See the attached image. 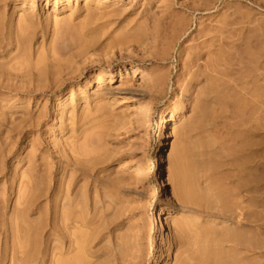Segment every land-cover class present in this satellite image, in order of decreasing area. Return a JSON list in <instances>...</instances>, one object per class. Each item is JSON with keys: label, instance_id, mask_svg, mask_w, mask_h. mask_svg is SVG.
<instances>
[{"label": "rangeland", "instance_id": "obj_1", "mask_svg": "<svg viewBox=\"0 0 264 264\" xmlns=\"http://www.w3.org/2000/svg\"><path fill=\"white\" fill-rule=\"evenodd\" d=\"M76 205L87 264H264V0H0V264Z\"/></svg>", "mask_w": 264, "mask_h": 264}, {"label": "bare ground", "instance_id": "obj_2", "mask_svg": "<svg viewBox=\"0 0 264 264\" xmlns=\"http://www.w3.org/2000/svg\"><path fill=\"white\" fill-rule=\"evenodd\" d=\"M217 32V31H216ZM219 32V31H218ZM222 32V31H221ZM223 33V32H222ZM207 34V33H206ZM216 34V33H215ZM214 34V35H215ZM220 35V34H219ZM223 35V34H222ZM216 36V35H215ZM216 37H218V36H216ZM210 50V49H209ZM208 50V52H210ZM223 49H221L220 51H222ZM225 50V49H224ZM220 51H218V53L220 52ZM225 51H227V49L225 50ZM229 51L230 50H228L226 53H224V52H221L223 55H226L227 53H229ZM201 52H203V50L201 51ZM201 52H200V54H201ZM212 52V51H211ZM199 54V53H198ZM230 54H232V55H234L233 54V52L231 51L229 54H227L226 56H228L227 57V59L229 58V61L230 60H232L231 59V57L232 56H230L229 57V55ZM218 55H220V53L218 54ZM217 55V57H216V61L213 63V64H215V67H216V62H217V58H219L220 59V56L221 57H223V60H224V57L226 58V56H222V55H220V56H218ZM234 57V56H233ZM222 59V58H221ZM222 60V61H223ZM219 62H217L218 64H221V62H220V60H218ZM137 71H138V69H136ZM162 148H163V143H161V145H160V149L162 150ZM85 158H84V160H85V162H89L90 160H91V157H89V153L88 152H85V153H83L82 154ZM96 167V166H95ZM94 167V170L96 169ZM78 169H79V174H78V176L76 177V178H78L79 176H84L85 174H87L86 173V169L85 168H80V167H78ZM251 171V170H250ZM39 196V195H38ZM37 197V196H36ZM37 199H39V198H37ZM64 205H66V202H65V204ZM38 207V204H36V202L35 201H30V202H28L27 203V208H26V210H30V211H33V210H35L36 208ZM26 210H24V213H25V211ZM77 211H78V205H76V207H72V208H68V209H66L65 211H64V214H63V216H62V218L61 219H59V218H52L53 220H52V222H50V224H48V223H45V225H46V227H48L49 226V228L50 229H52L51 230V234H49V236L47 237V242H48V240H49V237L52 235V234H57V236L58 237H60V238H66V237H68V235L66 234V229H68V228H70V227H74V228H80L79 226H81V227H84V228H86V229H84V230H81L80 229V231L77 233V235L75 234V237H73V238H71V241H70V246H69V248H68V250H72V251H76V253L75 254H73V256L72 257H70V258H64L63 260H59V261H57V263L58 264H87V263H89V255H93V252H92V248H93V246L95 245V243H96V241H97V239H99V234H100V232L98 231V228L96 227V226H93V224H94V221L92 220V219H88V218H85L82 214H78L77 213ZM23 213V214H24ZM20 214H22V213H20ZM19 217H22L21 215L19 216ZM73 217H75V218H73ZM173 216H172V213H170V212H166L165 214H163L162 216H161V218H160V222H159V224H158V228H159V231L160 232H162V234H164L165 235V241H166V243H169V240H170V234L169 233H167V230H170L169 229V227H170V218H172ZM20 219V218H19ZM22 219V218H21ZM22 223H23V221H21ZM49 222V221H48ZM78 222H80V224L77 226V224H78ZM34 223L35 222H33V226L35 227V226H37L36 224L34 225ZM37 223V222H36ZM26 224V225H25ZM30 224V223H29ZM47 224H48V226H47ZM23 225V227L26 229L27 228V223H24V224H22ZM32 225V224H31ZM30 225V226H31ZM182 226V225H181ZM29 228V230H30V232H32L31 230L32 229H30L31 227H28ZM64 229L65 231H63V232H61L60 230L61 229ZM34 229V228H33ZM29 230H27V232H25L26 230H24V232H25V234L27 235V233H29L30 235H31V233L29 232ZM36 230V229H35ZM36 232V231H35ZM37 233V232H36ZM33 234H34V232H33ZM27 236H29V235H27ZM48 247H49V245L48 244H46ZM47 247V248H48ZM209 249V248H208ZM210 251H211V249H209ZM205 251H206V249H205ZM49 253V252H48ZM70 253V252H69ZM211 253V252H210ZM209 253V254H210ZM207 255H208V253H207ZM31 256V255H30Z\"/></svg>", "mask_w": 264, "mask_h": 264}]
</instances>
